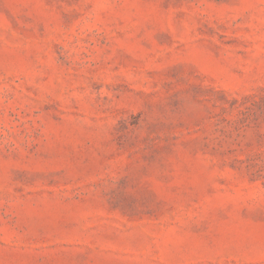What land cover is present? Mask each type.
I'll list each match as a JSON object with an SVG mask.
<instances>
[{"label": "rangeland", "instance_id": "obj_1", "mask_svg": "<svg viewBox=\"0 0 264 264\" xmlns=\"http://www.w3.org/2000/svg\"><path fill=\"white\" fill-rule=\"evenodd\" d=\"M0 264H264V0H0Z\"/></svg>", "mask_w": 264, "mask_h": 264}]
</instances>
